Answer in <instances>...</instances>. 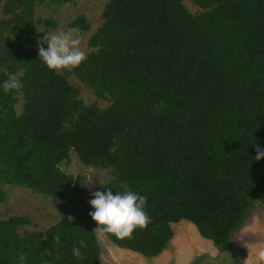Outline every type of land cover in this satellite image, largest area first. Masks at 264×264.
<instances>
[{
	"label": "trees",
	"instance_id": "obj_1",
	"mask_svg": "<svg viewBox=\"0 0 264 264\" xmlns=\"http://www.w3.org/2000/svg\"><path fill=\"white\" fill-rule=\"evenodd\" d=\"M37 1L0 0V85L12 74L23 85L0 86V181L55 201L77 194L82 176L61 167L72 151L108 170L94 192L127 182L146 197L150 223L131 239L106 235L115 245L157 256L171 223L187 219L226 251L251 209L264 207V158L255 159L264 150V0H189L194 10L185 0H108L86 59L60 71L36 55ZM67 27L90 24L80 15ZM82 84L96 99H84ZM60 209L23 234L25 215L0 219V264L21 254L24 264H105L89 201L77 215ZM80 240L83 259L72 255Z\"/></svg>",
	"mask_w": 264,
	"mask_h": 264
},
{
	"label": "rangeland",
	"instance_id": "obj_2",
	"mask_svg": "<svg viewBox=\"0 0 264 264\" xmlns=\"http://www.w3.org/2000/svg\"><path fill=\"white\" fill-rule=\"evenodd\" d=\"M108 0H42L37 1L32 13L35 31V48L42 43L45 49L48 44L43 38L48 33L67 31V23L84 15L90 28L81 33V49L87 52V39L91 31L101 22V12ZM186 4L192 9L189 0ZM81 84V83H80ZM81 94L86 101L96 99L93 91L80 85ZM19 95V94H18ZM101 104L106 100L99 99ZM22 100L15 101V110L19 111ZM61 167L76 175L82 176L81 192L67 193L64 199L53 200L50 195L14 182L0 181V219L12 214L25 215L26 223L19 226L20 233L33 229L44 230L61 216V209L68 216L88 210V201L92 193L109 178L107 169L84 165L79 157L71 151L68 161ZM174 231L168 247L157 256L146 257L141 253L123 248L111 242L106 235H97L101 249V260L105 264H264L259 254L264 252V207L251 209L242 225L234 231L229 248L221 251L213 242L201 236L196 226L187 219L171 223ZM193 259H196L192 262Z\"/></svg>",
	"mask_w": 264,
	"mask_h": 264
},
{
	"label": "clouds",
	"instance_id": "obj_3",
	"mask_svg": "<svg viewBox=\"0 0 264 264\" xmlns=\"http://www.w3.org/2000/svg\"><path fill=\"white\" fill-rule=\"evenodd\" d=\"M48 48L41 44L38 46L39 58L49 70L60 71L79 67L86 59L85 52L81 49L82 36L79 28H69L67 31L48 33L44 38ZM4 92L10 93L22 88V83L15 75H9L2 82ZM264 158V150L257 148L256 160ZM122 191L113 194L111 188L106 192L96 191L89 204L94 209L90 212L92 220L97 223L94 232L97 235H114L117 239H131L133 232L139 228L144 229L150 223V217L145 211L146 197L133 192L127 182L120 185ZM71 219V218H69ZM55 244H59V235L53 238ZM84 240L79 241V247H74L72 255L77 259H83L82 248H85ZM259 259L264 261V252L259 254ZM26 256H19V264H24Z\"/></svg>",
	"mask_w": 264,
	"mask_h": 264
}]
</instances>
